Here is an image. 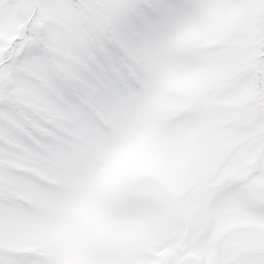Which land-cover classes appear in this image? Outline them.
<instances>
[{
  "label": "snow or ice",
  "instance_id": "1",
  "mask_svg": "<svg viewBox=\"0 0 264 264\" xmlns=\"http://www.w3.org/2000/svg\"><path fill=\"white\" fill-rule=\"evenodd\" d=\"M0 264H264V0H0Z\"/></svg>",
  "mask_w": 264,
  "mask_h": 264
}]
</instances>
